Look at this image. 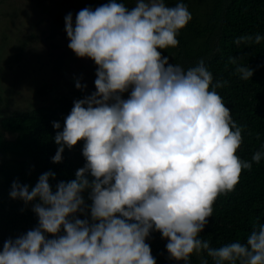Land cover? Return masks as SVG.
<instances>
[{"label":"clouds","instance_id":"1","mask_svg":"<svg viewBox=\"0 0 264 264\" xmlns=\"http://www.w3.org/2000/svg\"><path fill=\"white\" fill-rule=\"evenodd\" d=\"M191 20L184 3L170 7L165 0H135L131 8L109 0L80 10L74 24L66 15L69 49L97 66L96 91L74 101L62 130L53 122L52 162L83 141L86 164L55 191L52 172L31 189L12 183L10 197L32 205L38 227L7 240L0 264H156L146 243L153 231L167 240L177 264H190L194 253L214 264H264V224H254L245 243L213 248L200 238L216 200L235 191L242 172L264 153L251 161L237 155L242 128L216 91L227 81L214 83L203 60L185 70L159 51L176 48ZM262 40L242 35L234 44ZM242 59L228 63L247 81L254 73Z\"/></svg>","mask_w":264,"mask_h":264},{"label":"trees","instance_id":"2","mask_svg":"<svg viewBox=\"0 0 264 264\" xmlns=\"http://www.w3.org/2000/svg\"><path fill=\"white\" fill-rule=\"evenodd\" d=\"M117 2L129 8L135 5V0ZM106 3L109 0H90L95 8ZM177 3L187 6L192 20L178 33L176 48L159 51L171 58L169 63L179 64L185 70L203 60L213 74L214 83L228 82L216 91L229 108L233 121L242 128L243 142L237 155L251 161L254 153H264V40L258 45L239 47L234 41L242 35L264 36V0H165L170 7ZM232 56L243 57L241 63L253 70L251 79L243 81L235 74V66L228 63ZM85 96L87 92L76 88L72 93L53 95L51 103L35 110L0 115V251L7 240H15L38 227L32 205L26 206L10 197L12 183L18 181L31 189L40 175L52 172L55 178L50 177L49 183L55 191L58 183L75 179L76 171L85 166L83 141L72 150L65 148L61 163L52 162L58 149L53 122H59L62 130L74 101ZM83 196L90 207L88 192ZM213 209L212 217L200 233V238L208 240L213 248L245 243L254 224H264V156L258 164L252 163L251 170L242 172L235 191L221 195ZM146 243L156 264H177L169 257L167 240L159 232L153 231ZM202 260L214 264L206 253L192 254L190 264H201Z\"/></svg>","mask_w":264,"mask_h":264},{"label":"rangeland","instance_id":"3","mask_svg":"<svg viewBox=\"0 0 264 264\" xmlns=\"http://www.w3.org/2000/svg\"><path fill=\"white\" fill-rule=\"evenodd\" d=\"M84 8L96 9L90 0H0V115L35 110L77 82L88 96L96 91L97 66L77 58L65 32L66 15L74 24Z\"/></svg>","mask_w":264,"mask_h":264}]
</instances>
